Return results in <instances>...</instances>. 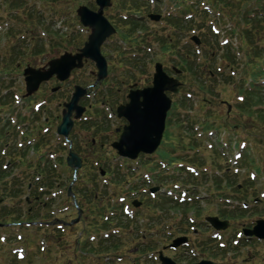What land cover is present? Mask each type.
Instances as JSON below:
<instances>
[{
	"label": "rangeland",
	"instance_id": "rangeland-1",
	"mask_svg": "<svg viewBox=\"0 0 264 264\" xmlns=\"http://www.w3.org/2000/svg\"><path fill=\"white\" fill-rule=\"evenodd\" d=\"M122 2L111 0V7L104 9V16L117 29L101 48L108 77L98 82V70L87 60L82 69L73 71L61 90L51 92L62 85L53 77L29 99L23 98L24 69L47 70L51 60L65 53L76 54L91 33L80 24L77 9L86 6L96 12L99 7L96 0H19V7L10 11V0H0V136L7 133L0 139V150L10 144L6 156L0 152V170L5 171L0 179V197L19 187L22 192L14 201L4 199L0 213L2 207L16 205L24 215L31 207L46 223L24 225V229L13 225L0 228V264H159L155 255L160 251L177 264L202 260L264 264V242L246 241L249 237L244 235L239 238L244 229L252 230L256 221L264 220V118H260L264 115L259 113L264 111V76L258 73L264 70V32L257 47L242 46L229 16L212 8L206 10L207 0H186L182 4L160 0L153 6L144 3L138 16L148 30L132 31L120 21L127 22L129 18L123 15L131 12L121 9ZM186 7L192 10L186 12ZM202 10L209 13L210 31L213 26L219 33L209 37L210 43L197 47L191 37L197 35L203 41L205 33L211 36L208 29L204 28L203 34L196 28L176 30L169 21L177 16L183 20L197 17ZM149 11L162 15V21L147 19ZM238 15L233 9L231 18L235 20ZM10 30L13 36L7 35ZM165 38L175 48L164 50L158 39ZM231 53L236 57L233 68L225 62ZM258 54L260 62L254 60ZM186 56L190 63L184 60ZM155 63L183 83L178 95L167 93L173 103L184 98L188 104L177 111L174 106L157 153L140 156L132 163L119 158L111 147L128 124L116 113L129 103L131 90L152 86ZM174 67L186 71L178 75ZM75 86L87 90L88 95L79 102L87 110L69 133L73 145L64 146L56 130L63 104L70 101ZM249 94L261 98L262 103L244 112L239 106ZM15 112L19 125H28L26 139L17 138L8 125L11 115L17 116ZM27 139L34 142L32 146L19 148V141L25 143ZM92 140L96 141L94 145ZM241 143L247 148L236 161ZM69 151L83 160L75 179L65 164ZM46 156L54 163L48 166ZM36 168L51 170L55 175L42 179L36 175ZM101 168L106 177L100 175ZM29 184L31 191L41 195L39 201L30 196ZM70 188L76 190L79 209L67 193ZM153 188L157 191L151 193ZM164 189H172L177 199L167 196ZM135 199L140 206L131 207L132 219L125 218L122 207ZM224 213L235 217L227 219L229 225L219 239L213 236L215 230L206 219H223ZM5 219L0 214V220ZM55 219L71 225L48 224ZM90 237L97 239L90 241ZM182 237L188 243L178 252L170 250L167 245ZM152 244L156 250L149 251ZM15 251H23L24 260Z\"/></svg>",
	"mask_w": 264,
	"mask_h": 264
},
{
	"label": "water",
	"instance_id": "water-1",
	"mask_svg": "<svg viewBox=\"0 0 264 264\" xmlns=\"http://www.w3.org/2000/svg\"><path fill=\"white\" fill-rule=\"evenodd\" d=\"M96 5L99 7L96 12L86 6H81L77 10L81 24L91 31L83 48L76 54L65 53L61 57L51 60L47 70H35L30 67L25 69L24 77L28 96L36 92L43 82L49 81L54 76L61 82L68 80L71 73L74 70L82 69L87 60L95 63L98 70V82L107 78L108 65L101 53V47L107 39L116 33V30L104 16V9L111 6V0H96ZM150 18L159 21L161 17L151 15ZM193 40L199 45L200 42L197 38H193ZM176 72L180 73L178 70ZM180 86V82L169 77L162 64L157 63L152 86L130 91L129 103L117 109L118 117L124 118L128 123L123 128L118 141L112 144L113 149L118 152L120 157L136 160L141 153L152 155L157 151L161 145L168 112L172 106V100L167 93L178 94ZM86 94V89L76 86L71 100L64 104L62 122L57 129L60 136L67 138L74 126V120L82 117L85 108L81 107L79 102ZM67 165L77 171L82 167V160L78 154L70 152ZM68 195L73 197L71 188ZM134 205L139 206L140 204L134 202ZM78 215L80 217L81 211ZM207 220L216 230H225L229 225L227 221H220L217 217ZM245 233L247 236L264 240V220L258 221L253 230L245 231ZM186 241L187 238H179L172 243L171 247L177 248ZM159 255L162 264H177L172 259L164 257L162 252ZM196 264L215 263L203 260Z\"/></svg>",
	"mask_w": 264,
	"mask_h": 264
},
{
	"label": "trees",
	"instance_id": "trees-1",
	"mask_svg": "<svg viewBox=\"0 0 264 264\" xmlns=\"http://www.w3.org/2000/svg\"><path fill=\"white\" fill-rule=\"evenodd\" d=\"M18 1L19 0H14L12 2V0H10V2H11L9 5L10 11H12V9H16L19 7ZM122 1L123 2L120 4L122 10H126L128 8V10L129 9L134 10L135 12L139 13V11L143 7L140 3L135 2L133 0H131V1L122 0ZM176 1L180 2L182 0H176ZM127 2H131L129 7H127ZM209 2L215 10H219V11L223 12L226 16H229V20L234 23L236 32H239V36H240V39L242 42L241 43L242 46L247 45L248 47L252 46L253 48L258 46L259 41H260L259 36H261L260 34H262V32H264V0H209ZM234 5H238V9ZM233 9L236 10L237 14H239L235 20H233V18H231ZM239 10L241 11L240 13H238ZM14 11H16V10H14ZM120 21L124 22L123 25L129 27L130 28L129 30H132V31H136L139 29H141V30L143 29L146 31L148 30V29H146V24L143 22L142 18H140V19L129 18L127 22H125L124 20H120ZM207 21H208L207 15H203V16L200 15L199 19H195V20L192 19L189 21H184L181 18H174V19H171L169 21V24L171 26H173V28H175L176 30H183V29L190 30V29L196 28V26H197L198 30H203L205 28ZM126 23H127V25H126ZM208 30L210 31L209 28H208ZM9 32L10 33H7L8 36L14 35L13 30H10ZM234 33H235V31H234ZM210 34H211V36H209L208 33L203 35V39H205V40H203V43H205V44H207V42L210 43L209 37H213L212 33H210ZM122 35L124 37V33ZM126 37H129V36L126 35ZM158 40H159L160 45H162V48L164 50H169L170 48H175V45H173L171 40H167L166 38L165 39H158ZM217 45H218V43H217ZM226 49H227V47H226ZM18 54H21V53L18 52ZM189 58L190 57L186 56L184 60L186 62L190 63ZM229 59L230 60H226V62L228 63V65L231 68H233L234 67L233 64L236 60L235 55L231 54ZM258 59L259 60L261 59V56L259 54L254 56V60L258 61ZM258 62H260V61H258ZM184 71H186V70H183V72ZM258 73L260 75L264 76L263 70L262 71L259 70ZM258 98L259 97L256 95L249 94L248 98L246 100L244 99L245 102L241 106H239V108L242 109V111H244V112L246 110H252L253 107L262 103V99L261 98L258 99ZM187 101L188 100H185L184 98L182 100H178L175 104L176 108L174 110L177 111L178 109H180L182 107H186V105L188 104ZM259 111H261V112H259L260 115H264V111H262V110H259ZM260 118H264V116H262ZM38 147H39V145H37L36 148H38ZM75 151H77V147L75 148ZM36 173L41 174V176L43 177L42 179H45V175H46V178H50V179H52V177L55 175V173L51 170L44 169L42 171H38L37 168H36ZM4 174H5V171L3 172L0 170V179H3ZM189 177H190L189 179H192V176H189ZM28 187H27V189H28ZM18 189L19 190H17V189L12 190L11 193H8L7 191L3 192L1 198L2 199L10 198L13 201L16 200L18 197L21 196V193H22L20 190V187ZM35 191H37V190H33L30 193V196L33 197L34 201H36L37 199H39L41 197V195H39ZM73 191L76 194V190L73 189ZM176 204L179 205L178 203H176ZM0 214L2 216L6 217V219L3 222L4 224H8L11 221L12 222H14V221L15 222H22L24 219L29 221V222H39L41 220L40 219L41 218L40 213L37 210L33 211V209L30 208L23 215L22 211L19 210V208H17L16 205L11 206V209H8L7 207H2V212ZM233 216L234 215L228 214V213H224L221 215V217H223L224 220L228 219L229 217H233ZM236 216H239V215H236ZM22 218H24V219H22ZM0 222H2V221L0 220ZM104 241H107L108 244H113L112 240H104ZM114 247H116V246H114ZM155 248L156 247L153 246V244L150 247H148L149 251H154V250H156ZM16 263H17V261H16Z\"/></svg>",
	"mask_w": 264,
	"mask_h": 264
},
{
	"label": "flooded vegetation",
	"instance_id": "flooded-vegetation-1",
	"mask_svg": "<svg viewBox=\"0 0 264 264\" xmlns=\"http://www.w3.org/2000/svg\"><path fill=\"white\" fill-rule=\"evenodd\" d=\"M46 84H44V86H45Z\"/></svg>",
	"mask_w": 264,
	"mask_h": 264
}]
</instances>
